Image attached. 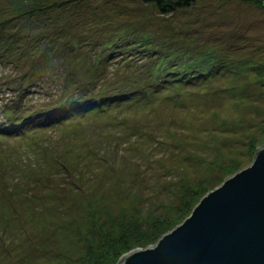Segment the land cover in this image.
<instances>
[{"label":"rangeland","instance_id":"374dc122","mask_svg":"<svg viewBox=\"0 0 264 264\" xmlns=\"http://www.w3.org/2000/svg\"><path fill=\"white\" fill-rule=\"evenodd\" d=\"M36 4L41 30L66 37L41 54L74 43L81 55L12 84L23 66L0 60V99L22 81L31 90L21 122L0 111L11 134L0 136V264H104L108 244L150 233L184 190L210 183L206 194L264 144V0H195L171 13L143 0H0V19ZM88 55L101 60L98 83L77 84L71 68ZM126 84L135 101L27 120L61 95L103 98Z\"/></svg>","mask_w":264,"mask_h":264},{"label":"trees","instance_id":"16d2710c","mask_svg":"<svg viewBox=\"0 0 264 264\" xmlns=\"http://www.w3.org/2000/svg\"><path fill=\"white\" fill-rule=\"evenodd\" d=\"M144 2L153 3L156 5L159 10L163 13H171L182 7L188 6L192 4L195 0H143ZM43 6L39 5H29L26 8H23L22 11L18 13H14L9 17L4 19H0V60L4 62H8V65H17L23 66L24 72L22 70H18L15 75L8 74L9 78L13 83V81L17 77H23L24 80L26 78H34L35 75L41 74L37 71L38 66L46 65V63H50L51 67L53 65H57L59 67H63V63H61L62 58L64 56L68 58H77V56L81 55L75 52V44L67 48L60 50L57 54L50 55L46 51V55L43 56L42 47L45 45L47 50L53 49L57 43L62 44L66 42V37L62 34H56L55 36L47 35L48 30H41V26L43 27L44 23L42 19L36 18L35 14L37 13V9L42 10ZM20 14V15H19ZM25 18H24V17ZM14 29V31H12ZM63 39H65L63 41ZM8 42H12V44H8ZM10 45V47L7 46ZM112 52L109 53L114 56H118L122 52V46L112 47ZM116 48V49H115ZM45 49V50H46ZM73 49V50H72ZM72 53V56L69 54ZM74 53H76L74 55ZM84 59V66H76V63L71 68L72 76L75 77V81L77 84H82L84 82H92L98 83L99 73L102 69L101 60L98 57L91 56H82ZM11 60V61H10ZM41 60V62H40ZM44 62V63H43ZM77 62V61H76ZM48 77L52 76L51 74H47ZM69 78V77H67ZM14 79V80H13ZM2 82L0 81V84ZM4 84V83H2ZM9 84V85H10ZM16 83L14 82V86ZM71 85V82H70ZM17 87V88H16ZM13 90V95L9 99H0V111L4 116H6L5 120L9 124L16 125L23 120L21 118V114L24 110L25 103L30 100V87L29 83H25L22 81L20 85L16 86ZM127 87V84L124 88ZM72 86L70 90L65 92H71ZM120 93H108V95L102 98L99 96L98 98H93L92 96L89 98L87 95H78L73 91L72 94L68 96L61 95L58 100L55 101V104L49 108H39L34 110L31 114H28L27 120L33 121L36 118L40 126L42 125H53L57 122H62L66 120L67 116H73L75 114H80L84 112V110L88 109H97L104 107L106 103L105 100L111 102V104L122 100H132L135 101L139 95L135 93V89H126L125 92L123 90L117 91ZM87 96L86 98H83ZM133 99H130V98ZM133 103V102H132ZM103 104V106H102ZM27 122V121H26ZM0 136H11L10 130L4 127V124L0 125ZM219 174V173H218ZM229 175L225 171H222V174L215 176L214 185H218L219 179H225L226 176ZM210 183H204L199 186L198 189L189 191L184 190L182 192L183 204L175 209V211L171 212L172 214L166 218L165 220H156L153 224L152 230L150 233L145 234L143 237L139 239L127 238L124 239L121 243L115 244L110 243L107 246L112 247L113 251L107 250L103 253V258L101 261H105L104 264H108L110 260V264H118L121 257L124 253L138 246H147L150 243L156 242L159 237L168 229L174 227L175 224L185 219L192 211L194 205L199 201V196L201 197L204 192L201 193L203 188H207ZM213 185V184H212ZM107 241L112 242L111 238L106 236ZM105 258V259H104Z\"/></svg>","mask_w":264,"mask_h":264},{"label":"water","instance_id":"95a60500","mask_svg":"<svg viewBox=\"0 0 264 264\" xmlns=\"http://www.w3.org/2000/svg\"><path fill=\"white\" fill-rule=\"evenodd\" d=\"M118 264H264V144L185 219Z\"/></svg>","mask_w":264,"mask_h":264}]
</instances>
